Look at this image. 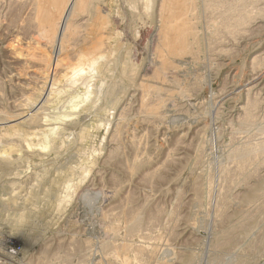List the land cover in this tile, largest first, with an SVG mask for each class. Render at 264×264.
<instances>
[{
    "label": "rangeland",
    "instance_id": "obj_1",
    "mask_svg": "<svg viewBox=\"0 0 264 264\" xmlns=\"http://www.w3.org/2000/svg\"><path fill=\"white\" fill-rule=\"evenodd\" d=\"M33 1L34 0H0V120L5 118L3 122L0 121V151H8V147L11 143L14 148H16L12 156L9 157L12 161L9 160V158L5 159V155L0 156V264H48L50 261L54 262V254H57V252L60 253V251V255L62 256L59 259H56L58 261L54 262V264H110L113 261H118L119 264H123L121 261H123L124 264H137V262H135L136 260L134 259L135 255L133 252L126 251L125 253V250H123L121 252L124 255L119 252L120 254L118 259H115L112 255L115 254L114 250L109 246L107 247V245H109V243H115L120 246L122 243L135 244L136 242H138L136 244H140L141 239H138L139 237H142L143 240V242L141 240V244H146V242L147 244L152 243L154 241L153 237L156 238L154 242L158 240L157 244L160 243L157 250L158 259L162 262L166 261L169 264L170 262L173 264H181V262H177L179 258H182V260L184 259L183 264H241V262L242 264H264V170H262L264 169V153L255 160H249L243 166L244 168L242 167V170L244 169L243 171L245 172L241 171V167L239 168L237 159L236 161H233L236 156L234 153H231L235 147L247 144V142L249 144L250 142L251 144H256V142L260 143L264 141V11H260L261 9H259L264 8V0H252L255 3V8H253L252 5L241 2L242 5L247 4L248 9L252 6L250 9L253 10V12L250 9L247 12L251 16V19L249 20L250 24L242 26L241 29L243 31L241 30L236 35H231L227 32L225 33L224 31L223 34L216 36L217 39L214 38L215 40H211V42H209L210 31H208L207 26L213 21V18L216 17V13L214 12V14L213 11H205L202 13V19L201 22H199L198 27L199 30L205 32L206 35L200 44V52L202 53H200L201 57L198 56L192 58V56L188 55L182 58L174 59L173 64L175 63L177 66H175V64L173 65L174 69L170 70L166 80L163 82L161 80H157L155 74V70L160 69L162 67L160 65L162 64L156 56V50H154L156 47V36L155 32L150 33L151 31H149V28L152 25L150 21L146 19V16L144 15L141 17L143 20L140 17H133L135 12L130 5L131 0H107L106 5L102 4L103 7H99L103 10V12H105V14L108 13L110 18L114 21L113 27L114 32L116 31L115 36L117 42H113V45L107 44L104 47V50H108L110 54L107 61L103 63L102 71L89 73L85 81H78V84H75L74 86L61 80L53 87L56 91L53 89L52 94H50L54 97L51 98L49 95V97L46 98L48 94L46 97L44 96L45 98H43L42 102L44 104L46 102L45 106H42L44 105L43 103L39 104V102H37L34 104L33 102L38 98L39 93L42 91H40L41 88L45 91L43 84H45L46 88L48 87V90L51 88V82L47 86L45 83L46 80L43 79V77L40 79V67H36L37 64L33 66V63H29L28 65L24 59L16 58V54H13L14 49L10 48L13 47V45L18 44V46H21L17 47L19 51H24L26 49L33 51L34 47L36 49H34L35 51H39L40 47L42 52H46L47 50V52H51L50 50L52 48L50 44H48V46L45 41H40L43 40V38H40V35L36 34V36H39L38 38H40L37 39V37L34 36L35 34H32L34 33L33 30L29 29L27 25L28 20L26 19L29 18L28 13L31 12V7L34 3ZM247 1L248 0L245 2ZM21 2L24 5L23 8L21 6ZM14 3H17V5L15 6ZM140 9L141 7L137 10V12L139 11L138 13L143 12V10ZM130 13L132 16L129 15ZM251 14L253 16L255 14L257 15L253 17ZM211 17H213L211 19L212 21L209 20ZM231 17L234 18L233 15ZM85 18H89V21L87 22L86 19L80 20V22L83 21L80 25L82 28H80V34H86L87 31H92L91 23H93V20L95 21L97 19V15H92V17L86 16ZM23 22L26 24H23ZM20 23H22L23 26H21ZM219 25L220 24L216 25L218 30L226 29V26L224 27L223 24L220 25V27H224L223 29L222 27L221 29L218 28ZM253 26L254 28H252ZM253 31L255 32L253 33ZM261 31L263 33H259ZM30 35H33L32 37L34 38ZM222 36L223 39L221 40ZM90 42L91 41L88 39L86 42L76 41L72 44L70 47L71 50L69 51L71 52L74 48V52L67 53V60H65L67 63L64 62L66 64L65 68L77 65L84 53L87 54L84 55L86 57L92 56L93 51L91 47L95 42L93 44ZM219 42H221V44ZM41 44L44 45L42 46ZM224 46L229 49L227 50ZM79 47L83 50L85 48L88 49H86V51L84 50L83 53V50ZM233 50L234 52H232ZM135 52L137 56L135 55ZM81 53L82 55H80ZM230 54L233 57H230ZM72 55L74 56L72 57ZM68 59L74 60L70 61ZM252 64L253 66H251ZM29 66L30 68H28ZM120 70H122L123 73ZM148 70L149 72H147ZM34 72H39V74H34ZM144 73H146V76ZM153 74L154 76L152 77ZM31 75L32 77H30ZM172 75H176L177 78L179 77V82H174L171 77ZM36 77H38L41 81ZM256 78L257 81H254ZM199 79L201 81H199ZM141 84H151V86L155 84L154 87H157V92L153 93L154 95L151 94L152 98L150 96V100L155 99V101H150V104H155L154 108L156 107V109L159 108L157 109V116L159 115L158 117L154 115V118L153 116L151 118V115H145L147 113L140 107V104L145 96V92H143L140 87ZM87 85L89 87H87ZM63 86L66 91L63 89ZM249 86L251 88H249ZM86 89L87 91L90 89L89 91L92 92L88 98L89 100H86L85 98L87 97ZM57 90L61 93L60 95ZM181 90L183 92H181ZM177 91L181 92V94ZM257 92L259 93L257 94ZM56 93L58 95H54ZM64 93L65 95L63 96ZM139 94H142L143 98H141ZM156 94L158 95L159 100ZM29 95L30 97H28ZM77 95L86 101L85 103H80L82 105L79 104V107L77 106L78 108H72V105L79 101V98L78 100L75 98ZM49 99H52L51 102H49ZM246 99H248L247 101L249 102V104H247L248 106L246 105ZM252 99L253 101H256V105L253 106L254 109L249 107L250 103L253 102ZM157 101H160V104L156 103ZM257 104H259V106ZM27 106H30V109ZM40 107L41 109L39 110ZM161 107L163 110H161ZM247 109H252V113L254 112L252 119H245V111H247ZM120 111L122 112L121 114ZM16 112L21 114H17ZM141 112H143V114L145 112V114L143 115ZM162 112L163 114H161ZM41 113L44 114L42 115ZM7 114L10 116H7ZM16 115L18 117L20 116L22 119L20 117V119L15 117ZM32 115L36 117V120H34V122L32 121L34 125L31 124L32 122L30 120ZM242 116L244 118H242ZM13 117H15V119ZM38 117L42 120L37 121ZM11 118L13 122L9 121ZM116 121H118L119 124ZM7 122L10 123L8 124ZM11 123L13 125L15 124L12 126L18 129L17 133L15 131H11L13 130L11 128V130L6 128V125H10ZM101 123H103V125ZM78 124L79 126H77ZM232 126L234 127L232 128ZM31 128H34L35 130ZM49 128H56L54 129V135L52 136V139L55 141L52 142L50 151L42 153L41 156L38 152L28 150L25 144L21 141V137L38 139L41 137L39 133L46 131ZM84 130H87L89 134L84 138V143L82 145L80 144L79 137L80 133ZM113 136L116 139L114 138L113 140ZM117 137L119 139H117ZM53 143L55 145H53ZM119 144H121L120 147L118 146ZM19 150H21V152ZM109 154L111 155L110 157L114 158H110ZM140 158L143 159L140 160ZM146 158H148V160ZM149 159L151 161H149ZM127 163H130V168ZM248 164L249 168H247ZM133 166L137 167V169L134 168V171L130 173V169L133 168ZM121 169H123V171ZM70 170L73 171L71 172ZM225 170L226 173L230 171L231 173H229L231 175L229 173L226 174ZM156 172L157 174H161L157 175ZM154 173L156 175L152 176ZM221 175H223L222 178ZM260 175H262V177ZM232 178H234L235 181ZM69 180H72L71 182L72 184H75V186L82 185L83 190L71 198L70 202L66 204L67 207L56 210L57 208H55L53 204H55L59 198L65 196L67 193L66 182ZM144 180H146V182ZM224 181L226 183H221ZM231 183L233 185H231ZM251 183L252 185H250ZM121 184L122 187H120ZM196 184H200L198 185L199 187H195L197 186ZM19 187L22 188L20 191L18 190ZM208 187L210 189H208ZM251 187H253L252 190ZM113 191L116 194H114ZM127 191L129 194L126 193ZM228 191L229 195L227 194ZM32 192H35V198L32 200L33 205L29 208L30 204H28L29 206L24 208V197L28 196ZM225 193L226 196L224 195ZM86 194H88V196H86ZM11 197H15V204L17 203L18 205H14L13 202L8 201L7 198ZM124 202L129 203L126 204ZM223 202L224 204L222 205L224 206L222 207L221 203ZM225 203H227V205ZM112 204L113 206H110ZM125 204L127 205V208H125ZM128 206L130 207L128 208ZM140 207L142 210H139L141 209ZM118 208L123 212L124 210L132 211L133 209L135 212L137 209V211H141L143 216L147 215L146 217H143V224L150 226L145 227L143 225L146 229L143 227L141 231L143 234L145 232V235L140 233L135 235L133 238V235H131L132 232L129 230H123L124 227L125 229H128V219L126 211L124 214L119 210L122 214L121 216ZM218 209L220 210L218 211ZM24 210L26 212L25 218H21L20 215L24 212ZM111 210L115 215H113V213L111 214ZM39 211H43L45 217H41L39 215ZM102 211L108 215L104 214ZM109 214L113 217V219L109 216ZM150 214L151 217H149ZM249 214L252 217H250ZM144 218L146 219L145 221ZM123 219L127 220L124 221ZM107 220H110V223ZM148 220L149 222H147ZM115 221L117 223H115ZM152 221H154V223ZM108 223L111 225H108ZM217 223H220V226ZM117 224L119 229L115 235L110 229L112 225ZM165 224H167V226H165ZM152 226L156 229L151 228ZM164 226L165 228H163ZM18 227H20L19 230ZM157 227H159V229H157ZM242 227L244 229H242ZM147 230L148 232L151 230V232L148 233ZM73 231H75V233ZM72 233L76 240L72 237ZM146 234L152 235V239L147 240L148 237H144ZM7 235H10L13 239L16 238V241H18L10 248L5 246ZM107 236L108 238H106ZM162 236L164 237L163 242L160 240ZM104 240L105 242H103ZM51 241H53L55 245L52 246L54 249L47 250L45 252L42 251L45 248V243L51 244ZM88 241L89 243L93 242L88 245ZM70 243L72 244L70 245ZM106 243L107 245H105ZM217 243H220V247ZM226 244H228V246H226ZM89 247L93 249L90 250ZM86 248L88 249L86 250ZM109 248L112 250H107ZM57 249L59 251H57ZM78 250H80L81 253L85 252L83 255L88 254L87 257H90L87 258L89 260H86V263L83 261V255L79 253ZM171 250H174L175 252H172ZM67 253L71 256L69 259H66L65 256ZM91 254L92 256H90ZM81 260L83 262H81ZM157 263L158 262L156 261L153 262V264Z\"/></svg>",
    "mask_w": 264,
    "mask_h": 264
},
{
    "label": "bare ground",
    "instance_id": "obj_2",
    "mask_svg": "<svg viewBox=\"0 0 264 264\" xmlns=\"http://www.w3.org/2000/svg\"><path fill=\"white\" fill-rule=\"evenodd\" d=\"M106 1L107 0H34L32 3H33V5H32V7H31V12L30 13H28V15H29V18L28 19H26V20H28L27 21V25H28V27H29V29H31V30H33V32L34 33H32V34H35L34 36H36V34L37 35H40V38H43V40H40V41H45V43L48 45V44H50V46H51V52L49 53V52H42L41 51V49H40V47H39V51H35L36 49H35V47H34V49H33V51H31L30 49V51L29 50H24V51H19L18 49H17V47H21V46H18V44L17 45H13V47H10V48H12V49H14V51H13V54L16 56V58H18V59H24L25 60V62L26 63H28V65H29V63L30 64H34L33 66H35V64H37V66L36 67H40V75H41V78L40 79H42V77H43V79H45L46 80V85L48 86V84L50 83V85H51V88L50 89H48L47 90V88H46V86H45V84H43L44 85V87L46 88H44V90L45 91H43V89L41 88L40 89V93H39V96H38V98L33 102L34 104L35 103H37V102H39V104L40 103H43L42 101H43V98H45L46 97V95H47V97L46 98H48L49 97V95L50 94H52V90L54 89L53 87H54V85H56V84H58L61 80L62 81H65V82H67L68 84H70V85H75V84H78L77 82L78 81H85L86 79H87V76H88V74L89 73H97V72H101L102 71V67H103V63L105 62V61H107V58L109 57V54H110V52L107 50V51H105L104 50V47L107 45V44H112L113 45V42H117V40H116V36H115V32H114V27H113V23H114V21L110 18V15L107 13V14H105V12H103V10L99 7V6H102V4L103 5H106ZM246 0H131L130 1V5H131V7L133 8V10H134V16L133 17H142L143 15L144 16H146V19H148L149 21H150V23L152 24L151 25V27L149 28L150 30L149 31H151L150 33H153V32H155V36H156V38H155V45H156V47H155V49L154 50H156V52H157V54H156V56H157V58L159 59V61L161 62V64L162 65H160V66H162L160 69H156L155 70V74H156V77H157V80H161L162 82L163 81H165L166 80V78H167V76H168V73L170 72V70L171 69H174V64H173V60L174 59H178V58H182V57H185V56H188V55H190V56H192V58L193 57H201L200 56V51H201V48H200V44H201V41L204 39V37H205V32H203V31H200L199 30V27H198V24H199V22H201V19H202V13H204L205 11H213V13L215 12L216 13V17H211L209 20H211L212 18H213V21L212 22H210V24H208V31H210V35H209V37H210V41L209 42H211V40H215L214 38H216V36H218V35H220V34H223L224 33V31H225V33L227 32V33H229V34H237V33H239L242 29V26H245V25H248V24H250L249 22V20L251 19V16L249 15V13H247L248 12V10L253 6V8H255L256 6H254L255 5V3H254V1H252V0H248L247 2H245ZM9 2V1H8ZM11 2V1H10ZM25 2V1H24ZM26 2H28V1H26ZM126 2V1H125ZM241 2H243V3H247V4H249V5H252L249 9H248V7H247V4L246 5H242L241 4ZM260 2V1H259ZM264 2V1H263ZM22 3V2H21ZM262 3V2H261ZM126 4V3H125ZM258 4V3H257ZM14 5L16 6L17 5V3L15 4L14 3ZM13 5V6H14ZM141 5V6H140ZM264 5V4H263ZM22 8H23V3H22ZM124 6V5H123ZM261 6V5H260ZM103 7V6H102ZM125 7V6H124ZM141 7V9L143 10V12L142 13H138L137 12V10L139 9ZM17 8V7H16ZM28 8V7H27ZM257 8H258V6H257ZM18 9V8H17ZM30 9V8H29ZM28 9V10H29ZM140 9V10H141ZM259 9H261L260 11H264V8H259ZM12 10V9H11ZM21 10V9H20ZM107 10V9H106ZM251 10V9H250ZM257 10V9H256ZM0 11H1V9H0ZM30 11V10H29ZM252 12H253V10H251ZM100 12V13H99ZM125 12V11H124ZM251 12V13H252ZM12 13V12H11ZM25 13H26V11H25ZM110 13V12H109ZM126 13V12H125ZM128 13V12H127ZM207 13V12H206ZM214 13V14H215ZM257 13V12H256ZM262 13V12H261ZM264 13V12H263ZM209 14H211V13H209ZM245 14H248V15H245ZM253 14V13H252ZM251 14V15H252ZM17 15V14H16ZM21 15V14H20ZM92 15H97V19L94 21L93 20V23H91V30L92 31H90V32H88L87 31V33L86 34H83V33H81L80 34V25H81V23L83 22H80V20H83V19H86L85 17L86 16H91L92 17ZM129 15H131L132 16V14L130 13ZM213 15V14H212ZM234 16V18L233 17H231V16ZM255 15H257V14H255ZM254 15V16H255ZM262 15V14H261ZM264 15V14H263ZM127 16V15H126ZM211 16V15H210ZM214 16V15H213ZM253 16V15H252ZM253 16V17H254ZM252 17V18H253ZM15 18V17H14ZM19 18V17H18ZM24 19H25V17H24ZM93 19V18H92ZM142 19V18H141ZM15 20V19H14ZM19 20V19H18ZM143 20V19H142ZM231 20H233V21H231ZM254 20V19H253ZM16 21V20H15ZM22 21H24V20H22ZM86 21L88 22L89 21V18L88 19H86ZM131 21H132V19H131ZM207 21H208V19H207ZM13 23V22H12ZM123 23V22H122ZM135 23V22H134ZM209 23V22H208ZM9 24V23H8ZM23 24H26L25 22H23ZM218 24H223L224 25V27L226 28V29H223L224 27H222V29L223 30H218L217 29V26L216 25H218ZM15 25H16V23H15ZM14 25V26H15ZM20 25L21 26H23L22 25V23H20ZM86 25H87V23H86ZM145 25V24H144ZM220 25H219V27L218 28H220L221 29V27H220ZM25 26V25H24ZM89 26V25H88ZM83 27V26H82ZM118 27H120V26H118ZM256 27V26H255ZM20 28V27H19ZM23 28V27H22ZM84 28V27H83ZM123 28V27H122ZM129 28V27H128ZM252 28H254V26L252 27ZM261 28V27H260ZM82 29V28H81ZM134 29V28H133ZM248 29V28H247ZM259 29V28H258ZM22 30V29H21ZM125 30V29H124ZM138 30V29H137ZM244 30H245V27H244ZM250 30H251V28H250ZM249 30V31H250ZM253 30V29H252ZM262 30V29H261ZM123 31V30H122ZM134 31V30H133ZM243 31V30H242ZM249 31H247V32H249ZM259 31V30H258ZM19 32V31H18ZM30 32V31H29ZM118 32V31H117ZM128 32V31H127ZM135 32V31H134ZM255 31H253V33H254ZM250 33V32H249ZM259 33H263L262 31L261 32H259ZM125 34H127V33H125ZM134 34H136V33H134ZM122 35H124V34H122ZM31 36V35H30ZM33 36V35H32ZM31 36V37H32ZM18 37H19V35H18ZM37 37V36H36ZM35 37V38H36ZM39 37V36H38ZM37 37V39H40V38H38ZM237 37V36H236ZM239 37V36H238ZM242 37H243V35H242ZM250 37V36H249ZM252 37V36H251ZM17 38V37H16ZM22 38V37H21ZM32 38H34V37H32ZM137 38H138V36H137ZM221 38V37H220ZM245 38V37H244ZM247 38V37H246ZM260 38V37H259ZM9 39H11V38H9ZM18 39H20V38H18ZM90 40L91 42H92V44L94 43V45L91 47L92 48V51H93V53H92V56H89V57H86V56H84L86 53H84V50L86 51V49H88V48H85L84 50L82 49V48H80V49H82L81 51L84 53L83 54V56L81 57V59H80V62L77 64V65H75L74 67H68V68H65V63L64 62H66L65 60H67L66 58V56H68L67 55V53L68 52H70L69 50H71L70 49V47L72 46V44H74V42H76V41H82V42H86V40ZM135 39V38H134ZM147 39V38H146ZM149 39V38H148ZM217 39V38H216ZM223 39V36H222V38H221V40ZM225 39V38H224ZM231 39V38H230ZM238 39V38H237ZM242 39V38H241ZM248 39V38H247ZM17 40V39H16ZM23 40V39H22ZM26 40V39H25ZM31 40H34V39H31ZM227 40H229V39H227ZM257 40V39H256ZM18 41V40H17ZM36 41V40H35ZM121 41V40H120ZM219 41V40H218ZM217 41V42H218ZM241 41V40H240ZM28 42V41H27ZM29 42H30V40H29ZM88 42V41H87ZM90 42V43H91ZM243 42V41H242ZM12 43V42H11ZM17 43V42H16ZM20 43V42H19ZM37 43H38V41H37ZM89 43V42H88ZM220 44H221V42H219ZM219 43H217V44H219ZM229 43V42H228ZM257 43V42H256ZM13 44V43H12ZM31 44V43H30ZM82 44H84V43H82ZM91 44V45H92ZM115 44H117V43H115ZM126 44V43H125ZM215 44V43H214ZM213 44V45H214ZM216 44V45H217ZM234 44V43H233ZM238 44V43H237ZM11 45V44H10ZM35 45V44H34ZM42 45V44H41ZM44 45V44H43ZM42 45V46H43ZM46 45V46H47ZM75 45H77V44H75ZM215 45V46H216ZM26 46V45H25ZM33 46V45H32ZM36 46H37V44H36ZM42 46H41V48H42ZM49 46V45H48ZM79 46V45H78ZM87 46V45H86ZM90 46V45H89ZM88 46V47H89ZM154 46V45H153ZM234 46V45H233ZM240 46V45H239ZM23 47V46H22ZM82 47V46H81ZM83 47H85V46H83ZM211 47V46H210ZM225 47V46H224ZM224 47H222V48H224ZM43 48H45V47H43ZM79 48H77V49H79ZM109 48V47H108ZM136 48V47H135ZM213 48V47H212ZM226 48V47H225ZM25 49V48H24ZM49 49H50V47H49ZM74 49V48H73ZM73 49H72V51L71 52H74L73 51ZM214 49V48H213ZM227 49V48H226ZM229 49V48H228ZM227 49V50H228ZM232 49V48H231ZM241 49V48H240ZM263 49V48H262ZM42 50H44V49H42ZM76 50V49H75ZM123 50V49H122ZM153 50V49H152ZM218 50V49H217ZM237 50V49H236ZM119 51V50H118ZM135 51V50H134ZM215 51V50H214ZM9 52V51H8ZM70 52V53H71ZM91 52V51H90ZM120 52H121V50H120ZM120 52H119V54H120ZM155 52V53H156ZM207 52V51H206ZM217 52V51H216ZM232 52H234V50L232 51ZM76 53H77V51H76ZM88 53V52H87ZM127 53V52H126ZM153 53V52H152ZM210 53V52H209ZM75 54V53H74ZM202 54V53H201ZM215 54V53H214ZM224 54V53H223ZM236 54V53H235ZM264 54V53H263ZM80 55H82V53L80 54ZM87 55V54H86ZM135 55L137 56V54H136V52H135ZM216 55V54H215ZM74 55H72V57H73ZM126 56V55H125ZM136 56H134V57H136ZM204 56V55H203ZM230 57L232 56L231 54L229 55ZM8 57V56H7ZM13 57V56H12ZM112 57V56H111ZM218 57V56H217ZM216 57V58H217ZM226 57V56H225ZM228 57V56H227ZM233 57V56H232ZM124 58H126V57H124ZM152 58V57H151ZM219 58V57H218ZM259 58V57H258ZM120 59V58H119ZM137 59V58H136ZM148 59V58H147ZM212 59V58H211ZM230 59V58H229ZM254 59H255V57H254ZM253 59V60H254ZM261 59V58H260ZM264 59V58H263ZM68 60H70V59H68ZM72 60V59H71ZM70 60V61H71ZM74 60V59H73ZM72 60V61H73ZM75 60H76V57H75ZM79 60V59H78ZM133 60V59H132ZM152 60V59H151ZM187 60V59H186ZM201 60H203V59H201ZM210 60V59H209ZM208 60V61H209ZM256 60V59H255ZM116 61V60H115ZM154 61V60H153ZM153 61H152V63H153ZM206 61V60H205ZM214 61V60H213ZM77 62V61H76ZM119 62V61H118ZM132 62V61H131ZM155 62V61H154ZM252 62V61H251ZM260 62V61H259ZM258 62V63H259ZM67 63V62H66ZM69 63V62H68ZM121 63V62H120ZM123 63V62H122ZM71 64H74V63H71ZM76 64V63H75ZM155 64V63H154ZM180 64V63H179ZM212 64V63H211ZM260 64V63H259ZM18 65H20V64H18ZM22 65V64H21ZM70 65V64H69ZM141 65V64H140ZM139 65V66H140ZM181 65V64H180ZM183 65V64H182ZM209 65V64H208ZM256 65H257V63H256ZM5 66V65H4ZM23 66V65H22ZM21 66V67H22ZM157 66V65H156ZM175 66H177L176 64H175ZM251 66H253V64L251 65ZM262 66V65H261ZM26 67V66H25ZM32 67V66H31ZM67 67V66H66ZM123 67V66H122ZM136 67V66H135ZM4 68V67H3ZM27 68V67H26ZM28 68H30V66L28 67ZM33 68V67H32ZM134 68V67H133ZM153 68V67H152ZM155 68V67H154ZM159 68V67H158ZM179 68V67H178ZM184 68V67H183ZM22 69V68H21ZM34 69V68H33ZM150 69V68H149ZM252 69V68H251ZM23 70V69H22ZM24 70H25V68H24ZM117 70H118V68H117ZM153 70V69H152ZM116 71V70H115ZM121 72H122V70H120ZM172 71H175V70H172ZM251 71V70H250ZM25 72V71H24ZM26 72H27V70H26ZM137 72V71H136ZM146 72V71H145ZM147 72H149V70L147 71ZM146 72V73H147ZM154 72V71H153ZM176 72H178V71H176ZM198 72V71H197ZM20 73V72H19ZM123 73V72H122ZM146 73H144L145 74V76H146ZM179 73V72H178ZM34 74H39V72L38 73H35L34 72ZM118 74V73H117ZM148 74V73H147ZM152 74V73H151ZM254 74V73H253ZM21 75V74H20ZM149 75H150V73H149ZM27 76V75H26ZM93 76V75H92ZM144 76V75H143ZM154 76V74L152 75V77ZM186 76V75H185ZM198 76V75H197ZM28 77V76H27ZM30 77H32V75L30 76ZM29 77V78H30ZM35 77V76H34ZM135 77V76H134ZM172 78H173V81L174 82H177L178 81V79H179V77L177 78L176 77V75L174 76V75H172L171 76ZM196 77V76H195ZM200 77H202V76H200ZM261 77H262V75H261ZM28 78V79H29ZM37 79H39L38 77H36ZM92 78V77H91ZM90 78V79H91ZM142 78V77H141ZM144 78V77H143ZM148 78V77H147ZM36 79V80H37ZM39 79V80H40ZM120 79V78H119ZM118 79V80H119ZM145 79V78H144ZM198 79V78H197ZM196 79V80H197ZM13 80V79H12ZM16 80V79H15ZM30 80V79H29ZM35 80V79H34ZM38 80V81H39ZM44 80V81H45ZM96 80V79H95ZM112 80V79H111ZM141 80V79H140ZM148 80H149V78H148ZM147 80V81H148ZM171 80V79H170ZM227 80V79H226ZM17 81V80H16ZM33 81V80H32ZM41 81V80H40ZM43 81V80H42ZM90 81V80H89ZM199 81H201L200 79H199ZM203 81H205V80H203ZM216 81V80H215ZM254 81H257V78L254 80ZM64 82V83H65ZM94 82V81H93ZM93 82H91V83H93ZM125 82V81H124ZM179 82V81H178ZM195 82V81H194ZM225 82V81H224ZM23 83V82H22ZM38 83V82H37ZM41 83V82H40ZM139 83V82H138ZM147 83V82H146ZM168 83V82H167ZM180 83H181V81H180ZM36 84V83H35ZM83 84V83H82ZM89 84V83H88ZM184 84V83H183ZM196 84V83H195ZM203 84V83H202ZM206 84V83H205ZM232 84V83H231ZM251 84V83H250ZM259 84V83H258ZM24 85V84H23ZM26 85V84H25ZM39 85V84H38ZM49 85V86H50ZM153 85V84H152ZM155 85V84H154ZM154 85L153 86H151V84L150 85H147V84H141L140 85V87H141V89L143 90V92H145L144 93V98L142 97V94L140 95L141 96V98H143V100H142V103L140 104L141 106V108L142 109H144L143 111H145L147 114H145V112H144V114L145 115H151V118H152V116H153V118H154V115L155 116H157V112H158V110L157 109H159V108H157L156 109V107L154 108V105H152V104H150V101H152V100H154L155 101V99H152V100H150V96H151V94H153V93H156L157 92V87H154ZM173 85V84H172ZM185 85V84H184ZM263 85V84H262ZM29 86V85H28ZM196 86V85H195ZM202 86V85H201ZM200 86V87H201ZM35 87V86H34ZM59 87V86H58ZM70 87V86H69ZM85 87V86H84ZM87 87H89L88 85H87ZM184 87V86H183ZM193 87V86H192ZM198 87V86H197ZM264 87V86H263ZM27 88V87H26ZM30 88V87H29ZM65 87L63 86V89H64ZM127 88V87H126ZM164 88V87H163ZM181 88H182V86H181ZM180 88V89H181ZM189 88V87H188ZM187 88V89H188ZM199 88V87H198ZM211 88V87H210ZM249 88H251L250 86H249ZM248 88V89H249ZM33 89V88H32ZM35 89V88H34ZM62 89V90H63ZM91 89V88H90ZM90 89H88V91H87V89H86V91H87V97H85L86 98V100H89L88 98L90 97V94L92 93V92H90L89 90ZM107 89V88H106ZM167 89V88H166ZM165 89V90H166ZM171 89V88H170ZM193 89H194V87H193ZM247 89V90H248ZM37 90H38V87H37ZM55 90V89H54ZM65 90V89H64ZM177 90V89H176ZM185 90H186V88H185ZM210 90V89H209ZM56 91V90H55ZM58 92H59V90H57ZM66 91V90H65ZM106 91V90H105ZM104 91V92H105ZM123 91V90H122ZM169 91V90H168ZM167 91V92H168ZM180 91V90H179ZM179 91H177V92H179ZM221 91V90H220ZM260 91V90H259ZM109 92V91H108ZM164 92V91H163ZM177 92H175V93H177ZM181 92H183L182 90H181ZM181 92H179L180 94H181ZM194 92H196V91H194ZM255 92V91H254ZM35 93V92H34ZM54 93V92H53ZM70 93V92H69ZM72 93V92H71ZM75 93V92H74ZM133 93V92H132ZM224 93V92H223ZM244 93H246V92H244ZM259 92H257V94H258ZM37 94V93H36ZM61 93L59 92V95H60ZM104 94V93H103ZM169 94V93H168ZM251 94H253V93H251ZM54 95H58L57 93L56 94H54ZM65 95V93L63 94V96ZM70 95V94H69ZM154 95V94H153ZM157 95V94H156ZM161 95V94H160ZM172 95H173V92H172ZM176 95H178V94H176ZM183 95H185V94H183ZM260 95V94H259ZM26 96V95H25ZM45 96V97H44ZM51 96V95H50ZM93 96V95H92ZM137 96V95H136ZM179 96V95H178ZM248 96H250V95H248ZM256 96V95H255ZM258 96V95H257ZM28 97H30V95L28 96ZM33 97H34V95H33ZM52 97H54L53 95L51 96V98ZM83 97V98H84ZM122 97V96H121ZM125 97V96H124ZM123 97V98H124ZM155 97V96H154ZM157 97H158V95H157ZM253 97V96H252ZM259 97V96H258ZM75 98L78 100V98H79V101L78 102H76V103H74L73 105H72V108H78L79 106V104L80 103H85V101L83 100V99H81V97L79 96V95H77V96H75ZM151 98H152V96H151ZM168 98V97H167ZM167 98H166V100H167ZM236 98V97H235ZM240 98V97H239ZM35 99V98H34ZM56 99V98H55ZM71 99V98H70ZM157 99V98H156ZM163 99V98H162ZM171 99V98H170ZM219 99V98H218ZM249 99V98H248ZM248 99H246V101L248 100ZM28 100V99H27ZM45 100V99H44ZM50 100V99H49ZM52 100V99H51ZM51 100L49 101V102H51ZM158 100H159V97H158ZM169 100V99H168ZM262 100V99H261ZM48 101V100H47ZM68 101H70V100H68ZM74 101V100H73ZM153 101V102H154ZM163 101V100H162ZM171 101V100H170ZM251 101V100H250ZM252 101H253V99H252ZM259 101H260V99H259ZM28 102V101H27ZM26 102V103H27ZM141 102V101H140ZM243 102V101H242ZM248 102V101H247ZM246 102V105L247 104H249V102L247 103ZM258 102V101H257ZM156 103H159L160 104V101H157ZM164 103H165V101H164ZM167 103V102H166ZM30 104V103H29ZM38 104V105H39ZM44 104V103H43ZM45 104H46V102H45ZM45 104L44 105H42V106H45ZM59 104V103H58ZM67 104V103H66ZM65 104V105H66ZM118 104V103H117ZM25 105V104H24ZM32 105V104H31ZM37 105V106H38ZM70 105V104H69ZM80 105H82V104H80ZM152 105V106H151ZM158 105V104H157ZM162 105V104H161ZM167 105V104H166ZM180 105V104H179ZM215 105V104H214ZM244 105V104H243ZM242 105V106H243ZM246 105H244V106H246ZM254 105H256V101H253V102H251L250 103V106L249 107H251V108H253V106ZM258 106H259V104H257ZM47 106V105H46ZM78 106V107H77ZM242 106H240V107H242ZM248 106V105H247ZM28 107V106H27ZM30 107V106H29ZM28 107V108H29ZM32 107V106H31ZM35 107H36V105H35ZM35 107H33V108H35ZM64 108H66L65 106H63ZM90 107V106H89ZM139 107V108H140ZM160 107V106H159ZM178 107V106H177ZM183 107V106H182ZM257 107V106H256ZM24 108V107H23ZM26 108V107H25ZM37 108V107H36ZM55 108V107H54ZM71 108V107H70ZM124 108H126V107H124ZM134 108V107H133ZM162 108V107H161ZM181 108V107H180ZM262 108V107H261ZM15 109V108H14ZM30 109V108H29ZM41 109V107L39 108V110ZM53 109V108H52ZM254 109V108H253ZM27 110V109H26ZM58 110H59V107H58ZM140 110V109H139ZM161 110H163V108L161 109ZM237 110V109H236ZM244 110V109H243ZM54 111H56V110H54ZM68 111V110H67ZM95 111V110H94ZM122 111V110H121ZM120 111V114L122 113ZM124 111V110H123ZM127 111V110H126ZM160 111V110H159ZM240 111V110H239ZM40 112H43V111H40ZM53 112V111H52ZM62 112H64V111H62ZM181 112V111H180ZM219 112V111H218ZM243 112V111H242ZM17 113V112H16ZM65 113V112H64ZM72 113V112H71ZM142 114H143V112H141ZM214 113V112H213ZM254 113V112H253ZM253 113H252V109L251 110H249V109H247V111H245V114H246V116H245V119L246 120H249V119H252L253 118ZM14 114V113H13ZM17 114H21V113H17ZM26 114V113H25ZM28 114V113H27ZM30 114H31V112H30ZM42 114V113H41ZM44 114V113H43ZM42 114V115H43ZM48 114V113H47ZM53 114V113H52ZM63 114V113H62ZM62 114H60V115H62ZM73 114V113H72ZM94 114V113H93ZM118 114V113H117ZM143 114V115H144ZM161 114H163V112L161 113ZM239 114H240V112H239ZM238 114V115H239ZM58 115V114H57ZM64 115V114H63ZM92 115V114H91ZM90 115V116H91ZM123 115V114H122ZM244 115V114H243ZM7 116H10V115H8L7 114ZM30 116V115H29ZM28 116V117H29ZM36 116V115H35ZM53 116V115H52ZM73 116V115H72ZM75 116H76V114H75ZM75 116H73V117H75ZM134 116V115H133ZM159 116V115H158ZM157 116V117H158ZM219 116V115H218ZM237 116V115H236ZM12 117V116H11ZM15 117H18L17 115L15 116ZM15 117H13L14 119H15ZM20 117V116H19ZM18 117V118H19ZM68 117V116H67ZM111 117H112V115H111ZM118 117V116H117ZM123 117H124V115H123ZM127 117V116H126ZM146 117V116H145ZM161 117V116H160ZM239 117V116H238ZM8 118V117H7ZM10 118V117H9ZM21 118V117H20ZM19 118V119H20ZM26 118V117H25ZM30 118V117H29ZM40 117H38V119H37V121L38 120H40L39 119ZM65 118H66V116H65ZM122 118V117H121ZM242 118H244L243 116H242ZM255 118V117H254ZM5 119V118H4ZM3 119V120H4ZM18 119V120H19ZM22 119V118H21ZM89 119V118H88ZM147 119V118H146ZM162 119V118H161ZM160 119V120H161ZM232 119V118H231ZM241 119V118H240ZM3 120L1 119L0 121H2L3 122ZM24 120V119H23ZM30 120H31V122L33 121L34 122V120H36V117H34V115H32L31 116V118H30ZM42 120V119H41ZM40 120V121H41ZM116 120H118V119H116ZM123 120V119H122ZM124 120H126V119H124ZM151 120H153V119H151ZM6 121V120H5ZM9 121H12V118H11V120L9 119ZM22 121V120H21ZM45 121V120H44ZM57 121V120H56ZM68 121V120H67ZM66 121V122H67ZM76 121V120H75ZM119 121V120H118ZM118 121H116L117 123H118ZM147 121V120H146ZM237 121H238V119H237ZM255 121V120H254ZM13 122V121H12ZM20 122V121H19ZM29 122V121H28ZM31 123L32 125H34V123ZM65 122V121H64ZM113 122V121H112ZM123 122V121H122ZM129 122V121H128ZM127 122V123H128ZM151 122V121H150ZM149 122V123H150ZM162 122V121H161ZM231 122V121H230ZM242 122H243V120H242ZM250 122H251V120H250ZM8 124L10 123V122H7ZM18 123V122H17ZM16 123V124H17ZM21 123H23V122H21ZM30 123V122H29ZM36 123H38V122H36ZM45 123V122H44ZM240 123H241V121H240ZM4 124V123H3ZM46 124H47V122H46ZM102 125H103V123H101ZM100 124V125H101ZM108 124V123H107ZM119 124V123H118ZM117 124V125H118ZM121 124V123H120ZM13 124L11 123L10 125H6V128L8 129V130H11V129H13V130H11V131H15L16 133L18 132V129H16V128H14L13 126L15 125H13ZM20 125H23V124H20ZM27 125V124H26ZM31 125V126H32ZM36 125V124H35ZM55 125H57V124H55ZM58 125H60V124H58ZM63 125V124H62ZM124 125V124H123ZM230 125H232V124H230ZM1 126H3V125H1ZM29 126V125H28ZM77 126H79V124L77 125ZM76 126V127H77ZM110 126V125H109ZM41 127H42V125H41ZM45 127H46V125H45ZM48 127V126H47ZM50 127V126H49ZM61 127V126H60ZM68 127V126H67ZM127 127V126H126ZM234 126H232V128H233ZM242 127V126H241ZM245 127V126H244ZM11 128V129H10ZM69 128V127H68ZM107 128H108V126H107ZM113 128V127H112ZM121 128H122V125H121ZM121 128H119V129H121ZM29 129V128H28ZM31 129H34V128H31ZM54 129H56V128H53V129H48V130H46V131H42V132H40L39 134L41 135V137L40 138H38V139H35V138H24V137H21V141L25 144V146H26V148L28 149V150H32L33 152L35 151V152H38L39 153V155L41 156V154L42 153H44V152H49L50 151V149H51V144H52V142H54L55 140L54 139H52V136L54 135ZM79 129V128H78ZM83 129H84V127H83ZM95 129V128H94ZM7 130V131H8ZM35 130V129H34ZM50 130V131H49ZM75 130V129H74ZM91 130V129H90ZM123 130V129H122ZM37 131V130H36ZM35 131V132H36ZM119 131H121V130H119ZM118 131V132H119ZM114 132V131H113ZM112 132V133H113ZM115 132H116V130H115ZM147 132V131H146ZM230 132V131H229ZM235 132V131H234ZM3 133V132H2ZM123 133H124V131H123ZM136 133V132H135ZM236 133V132H235ZM88 134H89V132L87 131V130H84V131H82L81 133H80V144H82L83 145V143H84V138L85 137H87L88 136ZM117 134V133H116ZM145 134V133H144ZM143 134V135H144ZM4 135V134H3ZM12 135H14V134H12ZM131 135H133V134H131ZM140 135V134H139ZM233 135V134H232ZM19 136V135H18ZM119 136H120V134H119ZM146 136H147V134H146ZM235 136H236V134H235ZM7 137V136H6ZM32 137V136H31ZM38 137V136H37ZM110 137H111V134H110ZM109 137V138H110ZM121 137V136H120ZM4 138V137H3ZM114 136L112 137V139L114 140ZM134 138H135V136H134ZM146 138V137H145ZM112 139H110V140H112ZM116 139V138H115ZM117 139H119L118 137H117ZM125 139V138H124ZM133 139V138H132ZM143 139V138H142ZM235 139V138H234ZM240 139V138H239ZM5 140V139H4ZM136 140V139H135ZM236 140V139H235ZM118 141V140H117ZM119 141H121V140H119ZM131 141V140H130ZM234 141V140H233ZM244 141V140H243ZM123 142V141H122ZM135 142V141H134ZM142 142V141H141ZM1 143V142H0ZM113 143V142H112ZM121 143V142H120ZM137 143V142H136ZM231 143V142H230ZM244 143V142H243ZM5 144V143H4ZM103 144V143H102ZM116 144V143H115ZM124 144V143H123ZM140 144V143H139ZM228 144V143H227ZM233 144V143H232ZM232 144H230V145H232ZM20 145V144H19ZM53 145H55L54 143H53ZM63 145V144H62ZM120 145L121 144H119L118 146L120 147ZM18 146V145H17ZM124 146V145H123ZM129 146H130V144H129ZM134 146V145H133ZM147 146V145H146ZM240 146V145H239ZM235 147V149L233 150V152H231V153H234L235 154V156H236V158H235V160H233V161H236V159H237V161H238V166H239V168L241 169V171L242 172H245V171H243L242 170V167L250 160L251 161V159H257V158H259L260 157V155L261 154H263L264 153V141H262V142H260V143H257L256 142V144L254 143V144H251V142H250V144L247 142V144H244V145H242V146H240V147ZM131 147V146H130ZM135 147V146H134ZM9 148V150L7 151V150H4V151H0V156H3V155H5L6 156V158L5 159H7V158H9L10 156H12V154L15 152V149L16 148H14V146L12 145V143H11V145L8 147ZM93 148V147H92ZM113 148V147H112ZM133 148V147H132ZM147 148V147H146ZM145 148V149H146ZM24 149V148H23ZM77 149V148H76ZM120 149V148H119ZM138 150V149H137ZM204 150V149H203ZM20 152H21V150H19ZM108 151V150H107ZM135 151V150H134ZM231 151V150H230ZM143 152H144V150H143ZM170 152V151H169ZM117 153V152H116ZM116 153H114V154H116ZM133 153H135V152H133ZM230 153V152H229ZM30 154V153H29ZM95 154V153H94ZM97 154V153H96ZM111 154V153H110ZM109 154V157L111 156ZM113 154V155H114ZM108 155V154H107ZM136 155V154H135ZM140 155V154H139ZM144 155H145V152H144ZM116 156H118V155H116ZM134 156V155H133ZM136 156H138V155H136ZM108 157V158H109ZM139 157H141V156H139ZM227 157V156H226ZM230 157V156H229ZM228 157V158H229ZM263 157V156H262ZM83 158V157H82ZM110 158H114V157H110ZM116 158V157H115ZM135 158H137V157H135ZM14 159V158H13ZM41 159V158H40ZM133 159V158H132ZM138 159V158H137ZM143 159V158H142ZM141 158H140V160H142ZM147 160H148V158H146ZM168 159H170V158H168ZM232 159V158H231ZM234 159V158H233ZM9 160H11L10 158H9ZM108 160V159H107ZM12 161V160H11ZM134 161H136V160H134ZM146 161V160H145ZM149 161H151L150 159H149ZM14 162V161H13ZM128 162V161H127ZM131 162V161H130ZM132 162H133V160H132ZM105 163V162H104ZM109 163V162H108ZM149 163V162H148ZM235 163V162H234ZM263 163H264V160H263ZM28 164V163H27ZM94 164V163H93ZM122 164V163H121ZM120 164V165H121ZM130 164V163H129ZM129 164L127 163V165H128V167H129ZM253 164V163H252ZM260 164H262V163H260ZM90 165V164H89ZM107 165V164H106ZM127 165H126V167H127ZM134 165V164H133ZM233 165V164H232ZM231 165V166H232ZM163 166V165H162ZM217 166V165H216ZM228 166V165H227ZM230 166V167H231ZM234 166V165H233ZM237 166V165H236ZM235 166V167H236ZM259 166V165H258ZM125 167V166H124ZM251 167H252V165H251ZM121 168V167H120ZM130 168V167H129ZM134 168H136L137 169V167H135V166H133V168H131L130 170H131V172H130V170H129V172L130 173H132L133 171H134ZM223 168V167H222ZM244 168V167H243ZM247 168H249V164H248V167ZM256 168V167H255ZM264 168V167H263ZM74 169V168H73ZM125 169V168H124ZM157 169V168H156ZM229 169V168H228ZM227 169V170H228ZM231 169V168H230ZM235 169V168H234ZM88 170V169H87ZM122 171H123V169H121ZM161 170V169H160ZM254 170V169H253ZM262 170H264V169H262ZM71 171V170H70ZM73 171V170H72ZM71 171V172H72ZM83 171V170H82ZM90 171V170H89ZM101 171V170H100ZM125 171V170H124ZM238 171H240V170H238ZM248 171V170H247ZM256 171H257V169H256ZM81 172V171H80ZM154 172H155V170H154ZM230 172V171H229ZM229 172H227V173H229ZM254 172V171H253ZM15 173V172H14ZM87 173H88V171H87ZM86 173V174H87ZM129 173V174H130ZM225 173H226V170H225ZM226 173V174H227ZM231 173V172H230ZM229 173V174H230ZM237 173V172H236ZM240 173V172H239ZM251 173V172H250ZM86 174H84V175H86ZM98 174V173H97ZM125 174V173H124ZM134 174V173H133ZM156 174H157V172H156ZM155 173L152 175V176H155L156 175ZM159 174H161V173H159ZM159 174H157V175H159ZM199 174V173H198ZM235 174V173H234ZM15 175H17V174H15ZM83 175V176H84ZM96 175V174H95ZM136 175V174H135ZM145 175V174H144ZM231 175V174H230ZM250 175V174H249ZM253 175H254V173H253ZM258 175V174H257ZM82 176V177H83ZM87 176V175H86ZM131 176V175H130ZM222 176L223 175H221V178H222ZM248 176V175H247ZM246 176V177H247ZM252 176V175H251ZM261 177H262V175H260ZM259 176V177H260ZM129 177V176H128ZM234 177V176H233ZM239 177V176H238ZM256 177V176H255ZM258 177V178H259ZM264 177V176H263ZM68 178V177H67ZM84 178V177H83ZM147 178V177H146ZM196 178H198V177H196ZM200 178V177H199ZM226 178H227V176H226ZM236 178H237V176H236ZM235 178V179H236ZM240 178H241V175H240ZM239 178V179H240ZM131 179V178H130ZM153 179V178H152ZM225 179V178H224ZM230 179V178H229ZM233 180H234V178H232ZM246 179V178H245ZM68 180V179H67ZM246 180H248V179H246ZM250 180V179H249ZM258 180V179H257ZM14 181V180H13ZM72 180H69L68 182H66L67 183V185H66V189H67V193L65 194V196H63L62 198H59L58 200H57V202L55 203V204H53V206L55 207V208H57L56 210H58V209H61V208H65V207H67L66 206V204L68 203V202H70V200H71V198L73 197V196H75L78 192L80 193L82 190H83V187H82V185H77V186H75V184H72V182H71ZM145 182H146V180H144ZM148 181H149V179H148ZM148 181H147V183H148ZM228 181V180H227ZM231 181V180H230ZM235 181V180H234ZM233 181V182H234ZM255 181H256V179H255ZM260 181V180H259ZM244 182V181H243ZM247 182H249V181H247ZM150 183H151V181H150ZM221 183H226L225 181L224 182H221ZM246 183V182H245ZM36 184V183H35ZM34 184V185H35ZM210 184V183H209ZM240 184V183H239ZM11 185V184H10ZM14 185V184H13ZM197 185V184H196ZM198 185H200V184H198ZM195 186V187H199V186ZM231 185H233L232 183H231ZM241 185V184H240ZM250 185H252V183L250 184ZM149 186H150V184H149ZM209 186V185H208ZM211 186H213V185H211ZM239 186V185H238ZM245 186V185H244ZM25 187V186H24ZM120 187H122V184H121V186ZM253 187H256V186H253ZM253 187H251V190H252V188ZM258 187V186H257ZM93 188V187H92ZM101 188V187H100ZM103 188V187H102ZM117 188V187H116ZM225 188V187H224ZM233 188V187H232ZM236 188V187H235ZM238 188V187H237ZM243 188V187H242ZM22 188H18V190L20 191ZM32 189V188H31ZM37 189V188H36ZM115 189V188H114ZM118 189V188H117ZM196 189V188H195ZM208 189H210L209 187H208ZM207 189V190H208ZM227 189V188H226ZM228 189H229V187H228ZM245 189V188H244ZM249 189V188H248ZM116 190V189H115ZM128 190V189H127ZM201 190V189H200ZM212 190V189H211ZM225 190V189H224ZM250 190V189H249ZM16 191V190H15ZM117 191V190H116ZM119 191V190H118ZM196 191V190H195ZM199 191V190H198ZM220 191V190H219ZM223 191V190H222ZM243 191V190H242ZM85 192V191H84ZM109 192V191H108ZM210 192V191H209ZM226 192V191H225ZM14 193V192H13ZM24 193V192H23ZM28 193H29V191H28ZM40 193V192H39ZM113 193H114V191H113ZM127 194H129L128 193V191L126 192ZM125 193V194H126ZM195 193H197V192H195ZM219 193V192H218ZM224 193V192H223ZM237 193V192H236ZM242 193V192H241ZM247 193H250V192H247ZM263 193H264V191H263ZM15 194V193H14ZM32 194V195H31ZM31 194H29L28 196H26V197H24V200H23V206H24V208H26V206H29L28 204H30V207L29 208H31L32 207V205H33V202H32V200H34L33 198H35V192L33 193H31ZM97 194V193H96ZM100 194V193H99ZM104 194V193H103ZM106 194V193H105ZM112 194V193H111ZM114 194H116V193H114ZM125 194H123V195H125ZM198 194V193H197ZM209 194V193H208ZM227 194L229 195V191L227 192ZM238 194H239V192H238ZM27 195V194H26ZM221 195V194H220ZM225 196H226V193L224 194ZM223 195V196H224ZM236 195V194H235ZM243 195V194H242ZM85 196V195H84ZM83 196V197H84ZM86 196H88V194H86ZM93 196V195H92ZM131 196H133V195H131ZM213 196V195H212ZM222 196V195H221ZM220 196V197H221ZM79 197V196H78ZM113 197V196H112ZM126 197V196H125ZM234 197V196H233ZM56 198V197H55ZM85 198V197H84ZM89 198H90V195H89ZM109 198V197H108ZM107 198V200L109 201V199ZM127 198V197H126ZM147 198V197H146ZM209 198H211V197H209ZM219 198V197H218ZM226 198V197H225ZM236 198H237V196H236ZM8 199V201H10V202H13L14 203V205H18L17 203L15 204V201H16V199H15V197H11V198H7ZM88 199V198H87ZM122 199V198H121ZM121 199H120V201H121ZM125 199V198H124ZM131 199V198H130ZM129 199V200H130ZM133 199H134V197H133ZM150 199V198H149ZM220 199V198H219ZM224 199V198H223ZM5 200V199H4ZM13 200V201H12ZM123 200V199H122ZM127 200V199H126ZM145 200V199H144ZM227 200V199H226ZM230 200V199H229ZM257 200V199H256ZM37 201V200H36ZM88 201V200H87ZM119 201V202H120ZM217 201V200H216ZM219 201V200H218ZM223 201V200H222ZM221 201V202H222ZM235 201V200H234ZM237 201V200H236ZM220 202V201H219ZM124 203H129V202H124ZM133 203H134V201H133ZM50 204H52V203H50ZM119 204V203H118ZM120 204H121V202H120ZM125 204V205H126ZM144 204V203H143ZM217 204V203H216ZM222 204H224V202L223 203H221V205ZM226 205H227V203H225ZM262 204V203H261ZM69 205V204H68ZM117 205V204H116ZM229 205V204H228ZM10 206V205H9ZM110 206H113V204L112 205H110ZM120 206V205H119ZM134 206V205H133ZM224 205H222V207H223ZM261 206V205H260ZM264 206V205H263ZM263 206H261V207H263ZM14 207V206H13ZM16 207V206H15ZM130 206H128V208H129ZM132 207V206H131ZM143 207V206H142ZM216 207V206H215ZM228 207V206H227ZM11 208V207H10ZM34 208V207H33ZM115 208V207H114ZM125 208H127V205L125 206ZM141 208V207H140ZM211 208V207H210ZM219 208H220V206H219ZM256 208H257V205H256ZM259 208V207H258ZM12 209V208H11ZM109 209V208H108ZM131 209V208H130ZM227 209V208H226ZM261 209H263V208H261ZM14 210V209H13ZM120 209L118 208V211H119ZM124 210V209H123ZM134 210V209H133ZM126 211V210H124V212L126 211V215H127V219H128V229H125V227H124V229L123 230H129L130 232H132L131 233V235H133V238H134V236L135 235H138V234H140L141 233V231H142V228L145 226V227H148V226H150V225H144L143 224V217H146L145 215L143 216L142 215V213H141V211H137V209H136V211L134 212V211ZM139 210H142V208L141 209H139ZM149 210V209H148ZM216 210V209H215ZM220 209H218V211H219ZM230 210V209H229ZM60 211V210H59ZM121 212H123L122 210H120ZM119 211V212H120ZM151 211V210H150ZM225 211V210H224ZM103 212V211H102ZM121 212H120V214H121ZM123 212V213H124ZM159 212V211H158ZM228 212V211H227ZM249 212V211H248ZM252 212V211H251ZM257 212V211H256ZM17 213H18V211H17ZM104 213V212H103ZM107 213H108V211H107ZM113 212H112V210H111V214H112ZM160 213H162V212H160ZM159 213V214H160ZM216 213V212H215ZM219 213V212H218ZM217 213V214H218ZM223 213V212H222ZM221 213V214H222ZM258 213H259V210H258ZM104 214H106V213H104ZM125 214V213H124ZM145 214V213H144ZM224 214V213H223ZM255 214H257V213H255ZM25 215H26V212H25V210H24V212L20 215L21 216V218H25ZM39 215L41 216V217H45V215H44V212L43 211H39ZM106 215H108V214H106ZM113 215H115L114 213H113ZM117 215V214H116ZM149 215V214H148ZM161 215V214H160ZM164 215V214H163ZM216 215V214H215ZM227 215V214H226ZM225 215V216H226ZM229 215H231V214H229ZM245 215V214H244ZM250 215V214H249ZM253 215V214H252ZM104 216V215H103ZM109 216H110V214H109ZM120 216V215H119ZM121 216H122V214H121ZM120 216V217H121ZM52 217V216H51ZM111 217V216H110ZM109 217V218H110ZM124 217V216H123ZM122 217V218H123ZM126 217V216H125ZM149 217H151V214H150V216ZM160 217V216H159ZM173 217V216H172ZM229 217V216H228ZM250 217H252L251 215H250ZM258 217V216H257ZM112 219H113V217H111ZM122 218H121V220H122ZM245 218V217H244ZM249 218V217H248ZM60 219V218H59ZM105 219H107V218H105ZM112 219H110V220H112ZM127 219H123L124 221L125 220H127ZM172 219H174V218H172ZM222 219V218H221ZM220 219V220H221ZM62 220V219H61ZM109 220V221H110ZM146 219L144 218V221H145ZM108 221V220H107ZM108 221V222H109ZM113 221V220H112ZM151 221V220H150ZM158 221V220H157ZM245 221V220H244ZM250 221V220H249ZM147 222H149V220L147 221ZM153 223H154V221H152ZM152 222H150V223H152ZM160 222V221H159ZM65 223V222H64ZM110 223V222H109ZM108 223V225H111V224H109ZM115 223H117L116 221H115ZM157 223V222H156ZM156 223H155V225H156ZM168 223V222H167ZM171 223V222H170ZM229 223V222H228ZM259 223V222H258ZM263 223V222H262ZM59 224V223H58ZM146 224V223H145ZM218 224V223H217ZM223 224H224V222H223ZM247 224V223H246ZM256 224V223H255ZM105 225V224H104ZM144 225V226H143ZM152 225V224H151ZM154 225V226H155ZM160 225H162V224H160ZM160 225H158V226H160ZM164 225V224H163ZM219 226H220V223L218 224ZM240 225V224H239ZM238 225V226H239ZM258 225V224H257ZM64 226V225H63ZM103 226V225H102ZM125 226V225H124ZM165 226H167V224H165ZM165 226L163 227V228H165ZM171 226V225H170ZM175 226V225H174ZM190 226V225H189ZM224 226H225V224H224ZM224 226H223V228H224ZM227 226V225H226ZM241 226V225H240ZM245 226V225H244ZM260 226V225H259ZM107 227V226H106ZM105 227V228H106ZM144 227V228H145ZM169 227V226H168ZM179 227V226H178ZM213 227V226H212ZM247 227V226H246ZM109 228V227H108ZM151 228H153V226L151 227ZM150 228V229H151ZM155 228V227H154ZM153 228V229H154ZM172 228H174V227H172ZM176 228V227H175ZM182 228V227H181ZM215 228V227H214ZM20 229V227H18V230ZM119 229V226H118V224L117 225H112V227H111V229L110 230H112L113 231V233L116 235V233L118 232L117 230ZM146 229V228H145ZM156 229V228H155ZM157 229H159V227H157ZM167 229V228H166ZM179 229V228H178ZM240 229V228H239ZM242 229H244L243 227H242ZM17 230V231H18ZM75 230V229H74ZM86 230V229H85ZM168 230V229H167ZM237 230V229H236ZM11 231V230H10ZM21 231V230H20ZM64 231V230H63ZM156 231V230H155ZM261 231H262V229H261ZM261 231H260V233H261ZM58 232V231H57ZM74 233H75V231H73ZM77 232V231H76ZM126 232V231H125ZM147 232H148V230H147ZM149 232H151V230L149 231ZM148 232V233H149ZM160 232H161V230H160ZM173 232V231H172ZM230 232V231H229ZM12 233V232H11ZM10 233V234H11ZM121 233V232H120ZM127 233H129V232H127ZM157 233V232H156ZM180 233V232H179ZM225 233V232H224ZM231 233V232H230ZM43 234V233H42ZM109 234V233H108ZM141 234H143V233H141ZM238 234V233H237ZM66 235V234H65ZM71 235V234H70ZM76 235V234H75ZM107 235V234H106ZM105 235V236H106ZM123 235V234H122ZM124 235H125V233H124ZM126 235H128V234H126ZM130 235V236H131ZM143 235H145V232H144V234ZM143 235H141V236H143ZM163 235V234H162ZM236 235V234H235ZM234 235V236H235ZM54 236V235H53ZM66 236H68V235H66ZM114 236V235H113ZM121 236V235H120ZM129 236V235H128ZM140 236V235H139ZM138 236V237H139ZM152 235H147L146 234V236H144V237H148L147 238V240L149 239H152V237H151ZM164 236V235H163ZM162 236V238H160V240H162V242H163V237ZM171 236V235H170ZM72 237H73V233H72ZM76 237V236H75ZM137 237V238H138ZM173 237V236H172ZM228 237V236H227ZM74 238V237H73ZM72 238V239H73ZM91 238V237H90ZM106 238H108V236L106 237ZM110 238V237H109ZM158 238V237H157ZM178 238V237H177ZM64 239V238H63ZM75 239V238H74ZM138 239H141L142 240V237L140 238H138ZM137 239V240H138ZM155 239L156 238H154L153 237V240L155 241ZM170 239V238H169ZM175 239V238H174ZM17 239L16 238H14L13 239V237H11L10 235L8 236L7 235V237H6V245L5 246H7L8 248H10V247H12V246H14L18 241H16ZM54 240V239H53ZM76 240V239H75ZM113 240V239H112ZM141 240H140V244H136V243H138V242H136L135 244L133 243H122V244H120V246H118V245H116L115 243V245L112 243H109V245H107V243L105 244V245H107V247L109 246V247H111L113 250H114V253L115 254H112L113 256H114V258L116 259H118V256H119V252H121V251H123V250H125V253H126V251H131V252H133L134 253V259L136 260L135 262H137V264L138 263H140V264H153V262L154 261H156V262H158L159 264H169L168 262H166V261H164V262H162V261H160V259H158V256H157V250H158V248H159V244L160 243H158L157 244V242H158V240L156 241V242H152V243H149V244H147V242H146V244H141ZM146 240V239H145ZM222 240H224V239H222ZM231 240V239H230ZM232 240H233V238H232ZM45 241V240H44ZM62 241V240H61ZM68 241V240H67ZM107 241H108V239H107ZM115 241V240H114ZM228 241V240H227ZM52 242V243H51ZM50 243L51 244H46L45 243V248L42 250V251H47V250H51V249H54V247H52L53 245H54V243H53V241H51ZM63 242H65V241H63ZM93 242V241H92ZM91 242V243H92ZM103 242H105V240L103 241ZM112 242V241H111ZM134 242V241H133ZM142 242H143V240H142ZM161 242V241H160ZM168 242V241H167ZM171 242V241H170ZM213 242V241H212ZM222 242H224V241H222ZM234 242V241H233ZM73 243V242H72ZM72 243H70V245L72 244ZM75 243H76V241H75ZM87 243V242H86ZM91 243H89V241H88V245H90ZM99 243H101V242H99ZM144 243H145V241H144ZM169 243V242H168ZM220 243H221V241H220ZM220 243H217L218 245L220 244ZM226 243H228V242H226ZM55 244H56V242H55ZM57 244H59V243H57ZM66 244H67V242H66ZM170 244V243H169ZM235 244V243H234ZM62 245H64V244H62ZM75 245H77V244H75ZM86 245V244H85ZM84 245V246H85ZM168 245V244H167ZM218 245H217V247H218ZM222 245H223V243H222ZM260 245V244H259ZM4 246V245H3ZM55 246V245H54ZM57 246V245H56ZM74 246V245H73ZM80 246V245H79ZM83 246V247H84ZM87 246V245H86ZM226 246H228V244H226ZM59 247V246H58ZM81 247V246H80ZM80 247H78L79 249H81ZM82 247V248H83ZM88 247V246H87ZM90 247H92V246H90ZM89 247V248H90ZM106 247V246H105ZM175 247H177V246H175ZM219 247H220V245H219ZM218 247V248H219ZM222 247V246H221ZM223 247H224V245H223ZM57 248V247H56ZM55 248V249H56ZM67 248V247H66ZM72 248H74V247H72ZM77 248V247H76ZM111 248H109V249H107V250H112ZM179 248V247H178ZM215 248V247H214ZM249 248H250V246H249ZM1 249V248H0ZM59 249V248H58ZM57 249V251H59ZM88 248H86V250H87ZM93 249V248H92ZM91 248H90V250H92ZM181 249V248H180ZM182 249H183V247H182ZM217 249V248H216ZM220 249V248H219ZM254 249V248H253ZM83 250V249H82ZM90 250H89V252H90ZM105 250V249H104ZM170 250V249H169ZM56 251V252H57ZM74 251V250H73ZM72 251V252H73ZM77 251V250H76ZM79 251V253H81L80 252V250H78ZM84 251V250H83ZM106 251V250H105ZM166 251V250H165ZM172 251V250H171ZM174 251V250H173ZM172 251V252H173ZM187 251V250H186ZM6 252V251H5ZM43 252V253H44ZM75 252V251H74ZM113 252V251H112ZM175 252V251H174ZM184 252V251H183ZM60 253H61V251H60ZM60 253H58L57 252V254L55 253L54 255H55V257L53 258V260H54V262H56V261H58V260H56V259H59L62 255H60ZM83 253H85V252H82L81 254L83 255ZM92 253V252H91ZM163 253V252H162ZM6 254V253H5ZM73 254V253H72ZM87 254V253H86ZM95 254V253H94ZM111 254V253H110ZM121 254H123L122 252H121ZM132 254V253H131ZM191 254V253H190ZM88 255V254H87ZM87 255H83V261L86 263V260H89V259H87V258H90L89 256L87 257ZM112 255H110L111 257H113ZM124 255V254H123ZM133 255V254H132ZM167 255V254H166ZM175 255V254H174ZM197 255V254H196ZM66 256V259H69L71 256H70V254L68 255V253L65 255ZM90 256H92V254L90 255ZM185 256V255H184ZM132 257V256H131ZM130 257V258H131ZM203 257V256H202ZM31 258V257H30ZM171 258V257H170ZM175 258V257H174ZM110 259V258H109ZM113 259V258H112ZM126 259H128V258H126ZM132 259V258H131ZM178 259V258H177ZM107 260V259H106ZM168 260V259H167ZM194 260V259H193ZM196 260V259H195ZM82 260H81V262H83ZM103 261V260H102ZM183 261H184V259L182 260V258H179V260L177 261V262H181V264H183ZM54 262H52V261H50V262H48V264H54ZM91 262V261H90ZM101 262V261H100ZM110 262V261H109ZM123 264H124V262L123 261H121ZM133 262H134V260H133ZM192 262V261H191ZM200 262V261H199ZM30 263V262H29ZM88 263V262H87ZM102 263V262H101ZM157 263V264H158ZM190 263V262H189ZM194 263V262H193ZM240 263V262H239ZM3 264V263H2ZM37 264V263H36ZM104 264V263H103ZM110 264H119V262L117 261V262H115V261H113V262H111ZM126 264V263H125ZM128 264V263H127ZM170 264H173V263H171L170 262ZM241 264H242V262H241Z\"/></svg>",
    "mask_w": 264,
    "mask_h": 264
}]
</instances>
